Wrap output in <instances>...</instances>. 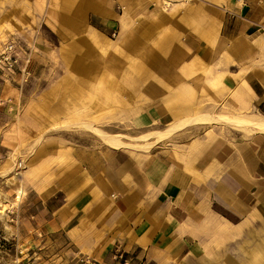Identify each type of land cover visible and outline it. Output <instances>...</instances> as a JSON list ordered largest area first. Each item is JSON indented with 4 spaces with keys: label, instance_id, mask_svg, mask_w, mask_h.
<instances>
[{
    "label": "rangeland",
    "instance_id": "1",
    "mask_svg": "<svg viewBox=\"0 0 264 264\" xmlns=\"http://www.w3.org/2000/svg\"><path fill=\"white\" fill-rule=\"evenodd\" d=\"M89 1L106 15L82 9ZM167 1L0 0V48L13 38L30 56L26 82L0 79V264H98L65 249L66 240L45 227L51 214L43 197L62 171L72 169L71 148L108 146L73 122L89 121L123 141H140L132 137L177 117H162L172 102L194 104V114L247 113L235 105V89L225 86L218 45L208 40L192 51L184 47L189 34L198 38L208 25L199 9L204 5ZM193 4L196 13L182 21L178 8ZM198 123H209V132L221 124L180 125L160 145H171L181 127ZM155 146L115 149L147 153ZM254 235L216 241L220 253L209 257L215 264H247L252 247L264 245V233Z\"/></svg>",
    "mask_w": 264,
    "mask_h": 264
},
{
    "label": "crops",
    "instance_id": "2",
    "mask_svg": "<svg viewBox=\"0 0 264 264\" xmlns=\"http://www.w3.org/2000/svg\"><path fill=\"white\" fill-rule=\"evenodd\" d=\"M197 1L204 8L183 6L177 14L189 21L202 9L208 25L198 38L189 34L184 47L192 51L208 40L218 45L220 73L225 86L235 89V105L264 117V0ZM100 7L82 4L85 11L106 15ZM154 10L161 12V6ZM170 110L162 116H177L168 125L170 134L183 119L215 114H194L191 103L172 102ZM200 121L207 119L200 116ZM224 124L214 125L213 132L209 123L181 127L171 145L158 142L147 153L95 144L72 147V169L62 171L58 185L43 197L51 214L47 233H59L65 249L98 264H117L110 255L115 247L145 256L149 264H215L209 255L220 253L216 241L264 233V132L249 134ZM260 246L252 247L247 264H264Z\"/></svg>",
    "mask_w": 264,
    "mask_h": 264
},
{
    "label": "bare ground",
    "instance_id": "3",
    "mask_svg": "<svg viewBox=\"0 0 264 264\" xmlns=\"http://www.w3.org/2000/svg\"><path fill=\"white\" fill-rule=\"evenodd\" d=\"M88 8L91 10L95 9L93 6H89ZM100 9L101 7L99 8V10ZM203 117H206L207 121L209 122L226 123L232 127L238 128L239 131L243 130L249 134L255 131L264 132V117L255 115V114H247V113L241 114V113H232V112L231 113H215V114H205L204 113L203 115H201V119H203ZM193 120L200 121V117L186 118L180 121L179 124L183 125V124H188V122L192 123L194 122ZM71 125H76L77 127L79 126L81 128L83 127L90 128V131L94 135H98L102 139V141L109 147L112 146L114 148H120L124 146V147L144 149V150L145 149L147 150L153 145L157 144L158 142H161L164 139L169 138L171 135L170 133L172 129V125H170L163 129L162 128L155 129V130L148 131L146 133L143 132V134L141 135L132 137V139L140 140V141H130V140L123 141L121 136L110 134L106 132L105 130H102L101 128L95 126L92 122H89V121H79V122L75 121ZM43 135L44 133L41 134L37 140H35L36 141L35 144L38 143L37 141H39ZM35 144H33L31 152L33 148L35 147Z\"/></svg>",
    "mask_w": 264,
    "mask_h": 264
},
{
    "label": "built area",
    "instance_id": "4",
    "mask_svg": "<svg viewBox=\"0 0 264 264\" xmlns=\"http://www.w3.org/2000/svg\"><path fill=\"white\" fill-rule=\"evenodd\" d=\"M29 62V54H22L21 47L16 40L7 39L0 48V79L16 80L19 84L26 82L29 77ZM110 255L117 264H149L145 256L128 254L117 247ZM87 261H89L88 258Z\"/></svg>",
    "mask_w": 264,
    "mask_h": 264
}]
</instances>
